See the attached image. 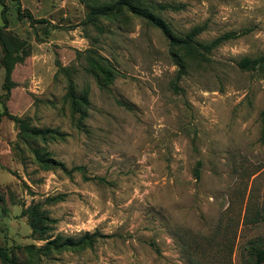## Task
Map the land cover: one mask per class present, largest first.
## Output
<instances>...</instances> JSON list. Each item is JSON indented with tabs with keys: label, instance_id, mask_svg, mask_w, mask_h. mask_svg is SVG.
<instances>
[{
	"label": "rangeland",
	"instance_id": "rangeland-1",
	"mask_svg": "<svg viewBox=\"0 0 264 264\" xmlns=\"http://www.w3.org/2000/svg\"><path fill=\"white\" fill-rule=\"evenodd\" d=\"M163 2L175 35L232 38L180 77L177 50L126 11L86 24L78 0L2 1L20 62L7 93L0 45V250L18 264H251L264 248V69L237 67L264 55V0Z\"/></svg>",
	"mask_w": 264,
	"mask_h": 264
},
{
	"label": "trees",
	"instance_id": "trees-1",
	"mask_svg": "<svg viewBox=\"0 0 264 264\" xmlns=\"http://www.w3.org/2000/svg\"><path fill=\"white\" fill-rule=\"evenodd\" d=\"M3 0H0V5ZM80 4L85 6L87 9V19L86 24L96 23L99 19L112 18L117 16L119 13L124 11L128 12L132 17L143 20L149 26H152L159 30L168 40V43L171 47L177 50L176 54L172 55L174 64L178 68L179 76L181 77L186 73L189 62L198 61L205 62V55L211 53L215 48L219 47L228 39H231V35H223L209 43H203L197 40L198 35L201 33V30L194 28L191 31L185 33L184 35H175L167 22L162 18V13L167 9L177 10V6L164 3L163 0H78ZM2 6L1 18L5 22V6ZM4 27L0 28V45L3 50V58L1 64L5 70L4 84L3 89L9 93L10 92V83H11V74L14 68V64L17 63V57H14L11 53V49L8 45V38L2 32ZM20 62V60L18 61ZM237 67L240 71H255L257 69H264V55L258 58H242L238 63ZM59 71L66 73L69 76L70 84L72 85L71 80V69L62 68L59 66ZM264 80V75H263ZM71 98V105L74 108V112L79 115L80 119H84L87 114L83 109V106H87V100L85 96L75 98L69 92L68 97ZM261 123H262V140H264V109L261 112ZM23 124L25 132L33 135L41 134V131L38 130H29L26 124L22 121H19ZM48 133V132H45ZM44 133V134H45ZM195 177L199 178V171H195ZM29 216V226L33 235L42 236L43 231L48 230V227L45 225L44 221L48 219L38 212L35 209H29L27 211ZM89 235L86 234L80 242L75 243L72 239H66L60 241V239L53 240L47 243L46 248H57L59 244L61 246L67 247H76L81 243H85ZM249 262L251 264H264V248L251 247ZM0 258L4 264H18L16 260L10 256L6 250H0ZM252 260V261H251Z\"/></svg>",
	"mask_w": 264,
	"mask_h": 264
},
{
	"label": "crops",
	"instance_id": "crops-1",
	"mask_svg": "<svg viewBox=\"0 0 264 264\" xmlns=\"http://www.w3.org/2000/svg\"><path fill=\"white\" fill-rule=\"evenodd\" d=\"M33 14V13H32Z\"/></svg>",
	"mask_w": 264,
	"mask_h": 264
}]
</instances>
